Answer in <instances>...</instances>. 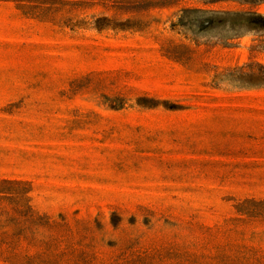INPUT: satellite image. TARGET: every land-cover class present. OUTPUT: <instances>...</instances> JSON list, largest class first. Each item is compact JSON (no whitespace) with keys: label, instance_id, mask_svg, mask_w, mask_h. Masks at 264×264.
<instances>
[{"label":"rangeland","instance_id":"1","mask_svg":"<svg viewBox=\"0 0 264 264\" xmlns=\"http://www.w3.org/2000/svg\"><path fill=\"white\" fill-rule=\"evenodd\" d=\"M0 264H264V0H0Z\"/></svg>","mask_w":264,"mask_h":264}]
</instances>
